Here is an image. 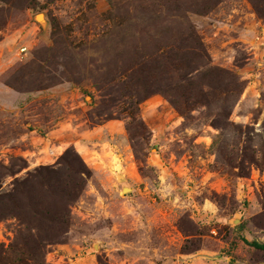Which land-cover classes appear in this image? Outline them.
<instances>
[{
  "label": "rangeland",
  "instance_id": "374dc122",
  "mask_svg": "<svg viewBox=\"0 0 264 264\" xmlns=\"http://www.w3.org/2000/svg\"><path fill=\"white\" fill-rule=\"evenodd\" d=\"M42 165L44 264H264V0H0V196Z\"/></svg>",
  "mask_w": 264,
  "mask_h": 264
},
{
  "label": "trees",
  "instance_id": "16d2710c",
  "mask_svg": "<svg viewBox=\"0 0 264 264\" xmlns=\"http://www.w3.org/2000/svg\"><path fill=\"white\" fill-rule=\"evenodd\" d=\"M53 172L54 169L49 166L42 165L35 167L33 172H30L25 179L17 181V186L13 191L0 196V218L3 216H14L20 221V227L15 233L14 243H11L8 247H0V259H6V263L1 261L0 264H44V258H42V262L39 258H36L38 256L36 250L41 248V243L44 242L46 245L52 246L66 240L71 221L70 203L78 197L83 186L80 187V191L79 189H71L60 177H50V173L52 174ZM86 172L88 174L89 171L87 170ZM83 174V171H81L80 179L82 178V180ZM45 175L49 177L46 181L48 184L47 197L49 200L47 201L46 208L43 210V208L39 206V200L43 198L41 195L42 192L39 191L33 179L37 181ZM25 188L32 191V198L30 201L31 209L25 206L24 202L21 200ZM36 190L38 192L35 194L34 192ZM39 196L40 199H37ZM2 201L8 202V204L11 205L2 207ZM40 219L44 221L43 225L37 223ZM33 231H35L37 235L36 240H34V245L25 241L27 245H30L28 247L29 251L34 253L35 257H31L33 261L27 262L25 258H21L20 256L10 258L9 253L17 250L16 240L20 241L19 238L26 232L27 236H29V234L33 236L35 234L32 233ZM249 244L258 249H264V243L251 241Z\"/></svg>",
  "mask_w": 264,
  "mask_h": 264
},
{
  "label": "bare ground",
  "instance_id": "6f19581e",
  "mask_svg": "<svg viewBox=\"0 0 264 264\" xmlns=\"http://www.w3.org/2000/svg\"><path fill=\"white\" fill-rule=\"evenodd\" d=\"M41 16H43V15H42V14H39V15L37 16V18H38L39 20L43 21L44 18H40Z\"/></svg>",
  "mask_w": 264,
  "mask_h": 264
}]
</instances>
